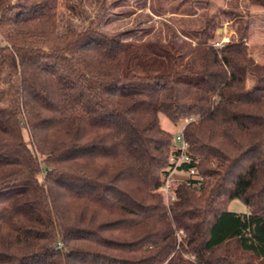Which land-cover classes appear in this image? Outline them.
I'll use <instances>...</instances> for the list:
<instances>
[{
  "label": "trees",
  "instance_id": "trees-1",
  "mask_svg": "<svg viewBox=\"0 0 264 264\" xmlns=\"http://www.w3.org/2000/svg\"><path fill=\"white\" fill-rule=\"evenodd\" d=\"M62 3L0 0V264H264V64L250 22L235 20L222 48L214 16L202 37L136 40L61 32ZM161 115L185 124L192 157L170 204L180 149Z\"/></svg>",
  "mask_w": 264,
  "mask_h": 264
},
{
  "label": "rangeland",
  "instance_id": "rangeland-1",
  "mask_svg": "<svg viewBox=\"0 0 264 264\" xmlns=\"http://www.w3.org/2000/svg\"><path fill=\"white\" fill-rule=\"evenodd\" d=\"M226 13L234 15L233 20L227 21ZM60 14L61 32L67 28L82 31L92 26L111 36L136 40L172 37L177 42L189 40L184 36L187 31L202 37L210 16L222 23L214 42L236 40L234 21L242 18L250 22L245 39L250 55L257 63L264 64V8L249 6L248 0H63ZM254 83L255 78L250 75L249 86ZM160 121L164 129L175 135L185 126L173 124L164 115ZM228 208L236 213L248 212L240 200H233Z\"/></svg>",
  "mask_w": 264,
  "mask_h": 264
},
{
  "label": "built area",
  "instance_id": "built-area-1",
  "mask_svg": "<svg viewBox=\"0 0 264 264\" xmlns=\"http://www.w3.org/2000/svg\"><path fill=\"white\" fill-rule=\"evenodd\" d=\"M213 44L217 48H222L224 47L225 42L215 41ZM175 142L180 149L179 155H175L171 157L170 162L172 164V169L170 170V173L165 179L164 185L162 187V192L164 193L167 204H170L176 200L174 189L177 184L175 178L176 176L183 174L182 171L180 170V166L183 163L189 164L192 161V157L188 154L189 144L184 139L183 130L176 135ZM185 176L188 178H196L197 177L196 169L195 168L189 169V171L185 174Z\"/></svg>",
  "mask_w": 264,
  "mask_h": 264
}]
</instances>
